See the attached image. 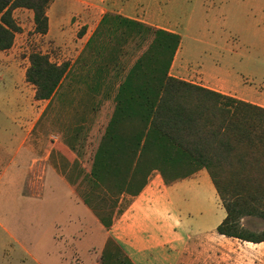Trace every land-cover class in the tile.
Returning a JSON list of instances; mask_svg holds the SVG:
<instances>
[{
    "label": "crops",
    "instance_id": "1",
    "mask_svg": "<svg viewBox=\"0 0 264 264\" xmlns=\"http://www.w3.org/2000/svg\"><path fill=\"white\" fill-rule=\"evenodd\" d=\"M47 14L49 30L42 34L35 31L32 9L14 10L16 19L18 15L31 17L34 35L44 39V45L50 44V48L41 47L40 51L58 64L69 63L56 91L49 99L35 98L41 104L38 113L33 110L32 100L25 98V87L30 83L26 79L30 52L23 60L19 56L18 32L13 46L0 50V92L5 99H17L7 100L16 105L13 110L18 113L11 126L21 128L20 138L24 142L31 140L29 150L39 153L33 158L39 168L31 175L30 184L50 172L52 177L70 185L78 196L82 214L56 221V226L62 227L61 236L69 239L55 237L59 244L54 252L50 251L55 263L32 256L29 264H100L109 238L135 264H257V258L264 255L257 257L252 246L264 241L241 240L217 232L226 212L204 168L170 184L159 171L153 172L139 194L120 196L109 229L79 192V185L90 171L102 130L113 112L119 86L154 37L149 28H164L181 35L171 75L243 99L239 90L208 73L211 79H219L218 86L189 77V67L196 66L194 71L200 78L199 74L207 72V64L190 62L180 30L169 18L145 10L139 0H51ZM19 61L27 63L21 66ZM0 126H3L0 129L8 127ZM192 190L203 194L206 204L195 213L186 196ZM124 200L128 202L121 206Z\"/></svg>",
    "mask_w": 264,
    "mask_h": 264
},
{
    "label": "trees",
    "instance_id": "2",
    "mask_svg": "<svg viewBox=\"0 0 264 264\" xmlns=\"http://www.w3.org/2000/svg\"><path fill=\"white\" fill-rule=\"evenodd\" d=\"M51 0H0V50L13 46L22 31L16 8L34 12L35 31L49 30ZM127 73L102 130L90 171L79 189L83 201L109 229L122 194L137 195L153 172L165 182L206 169L226 215L217 232L252 242L263 231L242 224L247 216L264 219V106L169 73L181 35L164 28ZM26 79L36 99H49L69 66L33 50ZM100 264H135L112 238Z\"/></svg>",
    "mask_w": 264,
    "mask_h": 264
},
{
    "label": "rangeland",
    "instance_id": "3",
    "mask_svg": "<svg viewBox=\"0 0 264 264\" xmlns=\"http://www.w3.org/2000/svg\"><path fill=\"white\" fill-rule=\"evenodd\" d=\"M139 3L152 14L169 18L180 30L190 62L207 64V72L199 74L200 78L194 71L196 66L189 67V77L213 86H218L219 79H211L209 75L221 77L226 85L239 90L243 99L264 105V0H139ZM17 19L23 25L17 34L22 60L35 49L50 48L49 43L44 45V39L34 35L31 17L18 15ZM19 63L23 66L27 61ZM25 88V98L32 100L33 110L38 113L41 104L35 100L33 85L26 84ZM1 95L0 92V109L4 110L0 111V124L8 127L0 129V264H29L32 256L55 263L56 258L50 252L59 244L55 237L69 239L61 236L62 227L56 226V221L81 216L82 208L70 185L52 177L50 172L30 184L31 175L39 168L33 158L39 153L29 150L31 140L24 142L20 138L21 128L11 126L18 113L13 110L16 105L7 100L15 97L5 99ZM79 186L81 189L83 184ZM186 196L193 213L206 205L204 195L196 190ZM174 198L178 202L177 193ZM127 202L124 200L121 206ZM242 224L252 231L264 230L263 218L247 216ZM252 247L257 257L264 255V243ZM257 261L261 264L264 257Z\"/></svg>",
    "mask_w": 264,
    "mask_h": 264
}]
</instances>
